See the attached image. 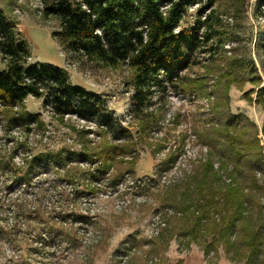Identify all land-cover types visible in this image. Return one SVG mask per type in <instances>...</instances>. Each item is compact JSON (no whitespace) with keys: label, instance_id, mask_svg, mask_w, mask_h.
I'll return each instance as SVG.
<instances>
[{"label":"trees","instance_id":"trees-1","mask_svg":"<svg viewBox=\"0 0 264 264\" xmlns=\"http://www.w3.org/2000/svg\"><path fill=\"white\" fill-rule=\"evenodd\" d=\"M40 1L42 18L58 22L59 30L53 35L67 55L98 67L127 68L125 83L133 89V117L140 131H148L151 125L158 128L169 91L209 97L218 93L214 108L218 121L214 122L213 117L203 133H197L209 148L207 155L194 174L186 175L166 190L168 208L179 220L168 234L166 247L174 237L184 238L198 243L211 264L212 255L217 256L220 246L226 248L234 262L264 264V150L257 126L243 113H232L230 88L235 81L230 69H218L221 76L211 91L210 74H189L192 68L203 64V59H199L202 54L207 53L208 62L214 63L212 42L223 33L213 14L203 19L205 7L198 10L194 26L176 31L188 7L200 2L212 9L220 0ZM31 57L29 42L21 37L17 22L0 8V58L6 64L0 68V127L28 131L33 126H44L42 114L32 113L26 106L32 96L42 99L43 107L59 120L76 116L93 123L103 141L80 150L64 147L38 152L22 142L7 154L0 152V174L10 180L8 189L13 192L24 188L28 194L38 174L47 175L52 170L57 185L66 182L76 187L68 194L70 198L63 192L58 204L45 214L37 196L33 209L27 199L18 205L0 204V212L14 206L15 222L9 229L0 225V236L7 235L17 252L16 257L9 259L16 264H33L29 254L47 252L56 242L68 243L67 248L79 246L80 230L88 226L91 216L71 209L70 200L95 195L99 189L92 185L98 181L108 180V186L116 185L126 173L134 172L139 160L134 134L108 111L100 94L74 86L64 68L31 63ZM211 68L209 73L216 72ZM250 126L254 127L253 134ZM76 131L78 136L87 138L88 131ZM22 153L28 155L17 161ZM128 157L133 160L126 161ZM176 160L171 153L160 164L162 172L168 171ZM77 163L96 167L84 170ZM21 219L26 220L24 229Z\"/></svg>","mask_w":264,"mask_h":264},{"label":"rangeland","instance_id":"rangeland-1","mask_svg":"<svg viewBox=\"0 0 264 264\" xmlns=\"http://www.w3.org/2000/svg\"><path fill=\"white\" fill-rule=\"evenodd\" d=\"M202 7L206 8L203 19L213 14L223 35L212 42L214 63L208 62L207 53L202 54L199 59H203V64L192 68L189 74L192 77L210 74L211 91L221 76L220 67L232 71L235 81L230 88L232 113H243L256 124L257 136L264 150L263 0H220L212 9L206 3H199L188 7L176 31L194 26L197 12ZM0 8L15 19L21 37L29 42L30 62L50 63L64 68L74 86L100 94L108 111L134 134L136 156L139 157L134 172L126 173L116 185L108 186V180L98 181L92 185L99 189L95 195L78 197L77 201L72 196L70 205H73L70 208L88 212L91 216L88 226L80 230L79 246L67 248L68 243L56 242V245L46 249L47 252L39 248L43 254L37 252L27 257L33 260V264H47L48 261L51 264H211L202 247L195 242L189 243L188 239L174 237L166 247L168 234L171 235L170 231L179 221L175 212L168 208L166 190L186 175L194 174L201 159L207 155L209 148L203 136L197 133H203L208 126L205 124H210L209 120L213 117L214 122L218 121V112L214 109L218 93H211L209 97L169 91L158 128L151 125L148 131H140L133 117V89L125 83L129 75L126 67H98L75 55H67L53 35L59 30L58 22L42 18L40 0H0ZM206 64L210 67L205 68L203 65ZM5 67L0 58V68ZM211 67L217 69L216 72L209 73ZM153 100L158 101V98ZM26 106L32 113L42 114L44 126H33L28 131L0 127V152L7 154L22 142H27V147H34V152H38L58 151L64 147L80 150L86 145L91 148L103 141L93 123L76 116L59 120L43 107L42 99L30 96ZM248 129L251 134L255 132L253 126ZM76 130L88 131L87 138L78 136ZM171 153L177 159L176 163L163 173L160 164ZM24 155L28 153L20 154L17 161H21ZM125 160L131 162L133 158ZM77 164L84 170L95 166ZM218 166L219 163H216ZM55 177L54 170L47 175L39 173L34 188L25 194L24 188L14 192L8 189L10 180L0 174V204L14 202L18 205L23 204L22 199H27L29 208L33 209L37 196L42 200L45 214L58 204V197H63V192L68 196L76 188L66 182L57 185ZM13 209L12 205L0 212L3 218L0 225L6 229L15 222ZM25 222V219L20 220L21 229L25 228ZM26 249L25 245V255ZM16 255L7 235L0 236V264H16L9 261ZM212 257L214 264H245L232 261L224 246H220L217 256Z\"/></svg>","mask_w":264,"mask_h":264},{"label":"built area","instance_id":"built-area-1","mask_svg":"<svg viewBox=\"0 0 264 264\" xmlns=\"http://www.w3.org/2000/svg\"><path fill=\"white\" fill-rule=\"evenodd\" d=\"M199 3H200V2H196V4H194V5H199ZM194 5H192V6H190V7H193Z\"/></svg>","mask_w":264,"mask_h":264}]
</instances>
